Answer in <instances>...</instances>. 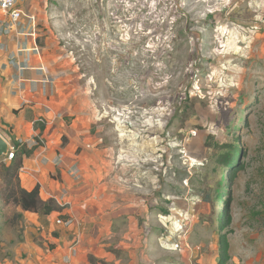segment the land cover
<instances>
[{"label":"rangeland","instance_id":"rangeland-1","mask_svg":"<svg viewBox=\"0 0 264 264\" xmlns=\"http://www.w3.org/2000/svg\"><path fill=\"white\" fill-rule=\"evenodd\" d=\"M45 3L37 29L53 67L90 91L80 99L123 135L144 187L175 198L179 259L264 264V0ZM0 227L7 260L27 219Z\"/></svg>","mask_w":264,"mask_h":264},{"label":"crops","instance_id":"crops-1","mask_svg":"<svg viewBox=\"0 0 264 264\" xmlns=\"http://www.w3.org/2000/svg\"><path fill=\"white\" fill-rule=\"evenodd\" d=\"M20 6L43 24L45 0H21ZM9 26L0 11V135L10 147L17 142L32 151L23 156L22 187H39L41 199L53 200L61 209L48 216L22 213L27 242L0 264L176 263V248L182 245L183 250L185 244L180 239L177 245L172 237L175 198L160 196L154 183L144 187L137 157L125 163L129 152L123 135L101 131L90 105L80 99L90 91H81L72 76L53 67L40 27L31 36L26 18ZM38 140L41 146H36ZM74 167L80 177L70 173ZM3 205L0 226L8 220ZM68 219L71 226L64 224ZM188 254L184 251L176 264H190Z\"/></svg>","mask_w":264,"mask_h":264},{"label":"trees","instance_id":"trees-1","mask_svg":"<svg viewBox=\"0 0 264 264\" xmlns=\"http://www.w3.org/2000/svg\"><path fill=\"white\" fill-rule=\"evenodd\" d=\"M13 147L15 148L13 160L6 163L3 158L0 162V201L4 204V211L8 216L12 215V220L21 219L24 212L48 216L59 211L61 208L55 201L41 199L39 187L31 191L22 187L19 173L23 167V156H29L32 151L27 150L25 146L20 147L17 142L13 143ZM235 150L237 153L240 152V149ZM224 162L228 163L226 167H236L232 172L240 168L238 155L232 163L229 164V158H225Z\"/></svg>","mask_w":264,"mask_h":264},{"label":"built area","instance_id":"built-area-1","mask_svg":"<svg viewBox=\"0 0 264 264\" xmlns=\"http://www.w3.org/2000/svg\"><path fill=\"white\" fill-rule=\"evenodd\" d=\"M21 0H0V11H2L4 14L7 15L9 19L10 26L9 27H17L20 25L21 21L26 18L29 20V24L31 25V32L29 35L35 36L37 32V18L33 15H26L25 12L21 9L20 6ZM35 52L37 54H40L41 50L39 47L36 46ZM44 69V68H42ZM45 70V69H44ZM36 146H41L43 144L42 140H38L35 142ZM15 155V148L10 147L9 153L6 157H4V161L6 163L10 162L13 160ZM71 174H73L75 177H80V171L78 167H74L70 171ZM73 224V220L69 219L65 225L66 226H71ZM78 241L75 242L73 245L72 249L76 248Z\"/></svg>","mask_w":264,"mask_h":264},{"label":"water","instance_id":"water-1","mask_svg":"<svg viewBox=\"0 0 264 264\" xmlns=\"http://www.w3.org/2000/svg\"><path fill=\"white\" fill-rule=\"evenodd\" d=\"M9 149V143L0 135V160L8 155Z\"/></svg>","mask_w":264,"mask_h":264}]
</instances>
